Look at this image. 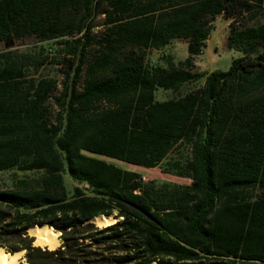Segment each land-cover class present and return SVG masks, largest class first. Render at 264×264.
<instances>
[{
	"label": "trees",
	"instance_id": "1",
	"mask_svg": "<svg viewBox=\"0 0 264 264\" xmlns=\"http://www.w3.org/2000/svg\"><path fill=\"white\" fill-rule=\"evenodd\" d=\"M219 16L240 55L197 71ZM263 16L264 0H0V172L38 173L0 184V248L24 264H264ZM27 40L54 47L61 79ZM174 41L184 60L149 57ZM36 225L60 246L34 245Z\"/></svg>",
	"mask_w": 264,
	"mask_h": 264
},
{
	"label": "rangeland",
	"instance_id": "2",
	"mask_svg": "<svg viewBox=\"0 0 264 264\" xmlns=\"http://www.w3.org/2000/svg\"><path fill=\"white\" fill-rule=\"evenodd\" d=\"M103 17H99L98 21H102ZM260 21H264V16L260 18ZM104 29L103 26H100L98 28H95V31H100ZM230 29V22L226 20L223 16H219L216 18V21L214 22V29L211 33V36L209 40L207 41V44L205 48L203 49V53L195 58V70L200 72H211L215 70H222L226 71L229 69L231 62L234 58L239 57V53H237L234 50H230L227 48V37L229 34ZM51 44L48 43H37L34 40H27L26 44L22 45L20 50L25 52H38L40 50H43L44 47L47 50H43V55L46 56L49 55V59L47 60V63L40 69V74L49 76V77H58L61 79V73H60V66L54 65V63H51L53 60V57H55V52L52 50L54 49L53 46H50ZM1 47V46H0ZM57 45H55V48ZM48 51V52H47ZM57 53V50H56ZM163 56L164 59L167 56L172 57L173 61L175 63H178L181 60H184L188 56V50H187V44L182 41H174L169 46L165 47L163 50L156 51L151 50L149 52V57L154 58L155 62L157 63H163ZM202 82L195 83V84H186L184 85L180 93L184 94L191 89L197 88L198 86H201ZM179 93L172 92V91H165V90H158L156 92L157 99L159 100H165L174 96H177ZM110 162H113L119 166H122L123 168L138 171L143 175V178L145 180L155 179L159 181H170V182H176V183H182V184H188L190 183V180L185 178H180L177 176H173L170 174L163 173L160 169H147L139 166H130L126 165L127 163L120 162L117 160L107 159ZM38 173L36 172H16V171H5L0 172V184L2 187H11L18 179H30L37 177ZM24 254L22 255L20 261L21 264H24Z\"/></svg>",
	"mask_w": 264,
	"mask_h": 264
},
{
	"label": "bare ground",
	"instance_id": "3",
	"mask_svg": "<svg viewBox=\"0 0 264 264\" xmlns=\"http://www.w3.org/2000/svg\"><path fill=\"white\" fill-rule=\"evenodd\" d=\"M96 225L99 227L107 226L114 223L116 220L113 217H96L92 219ZM29 235L34 237V245L43 248L56 249L60 244V233L56 232L54 229L44 226V227H31L29 229ZM24 252H18L15 254L8 253L4 248H0V264H21L20 261ZM156 264V263H154Z\"/></svg>",
	"mask_w": 264,
	"mask_h": 264
},
{
	"label": "water",
	"instance_id": "4",
	"mask_svg": "<svg viewBox=\"0 0 264 264\" xmlns=\"http://www.w3.org/2000/svg\"><path fill=\"white\" fill-rule=\"evenodd\" d=\"M101 216H103V217H113V219H115L116 221L119 220V218L116 217V216H114V215H108V216H106V215H101ZM96 217H98V216H96ZM96 217L91 218L89 222L94 223V222L91 221V220L94 219V218H96ZM116 221H115V222H116ZM94 224H95V223H94ZM36 226H37V225H36ZM38 226H39V225H38ZM97 226H98V225H97ZM31 227H34V226H30L29 228H27V232H28V234H29V229H30ZM59 246H60V245H59Z\"/></svg>",
	"mask_w": 264,
	"mask_h": 264
}]
</instances>
